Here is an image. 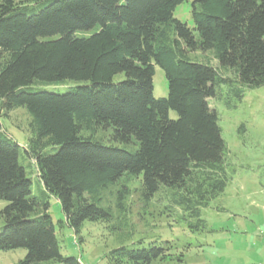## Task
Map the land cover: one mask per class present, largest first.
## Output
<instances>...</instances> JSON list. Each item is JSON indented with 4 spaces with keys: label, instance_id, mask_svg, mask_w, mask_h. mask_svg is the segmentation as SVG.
Listing matches in <instances>:
<instances>
[{
    "label": "trees",
    "instance_id": "16d2710c",
    "mask_svg": "<svg viewBox=\"0 0 264 264\" xmlns=\"http://www.w3.org/2000/svg\"><path fill=\"white\" fill-rule=\"evenodd\" d=\"M184 1L0 0V113L26 110L22 150L42 185L32 192L21 147L0 122V251L24 249L17 264H82L61 254L48 200L77 236L85 221H111L101 194L125 176L140 178L144 203L162 192L192 232L205 227L203 211L230 180L208 101H240L244 88L264 86V0H193L192 28L173 17ZM194 52L217 66L191 59ZM156 66L165 98L153 96ZM68 81L65 92L32 87ZM124 195L117 192V208ZM169 243L138 241L106 258L187 264Z\"/></svg>",
    "mask_w": 264,
    "mask_h": 264
},
{
    "label": "rangeland",
    "instance_id": "374dc122",
    "mask_svg": "<svg viewBox=\"0 0 264 264\" xmlns=\"http://www.w3.org/2000/svg\"><path fill=\"white\" fill-rule=\"evenodd\" d=\"M192 1L185 0L173 13L175 19L190 28L193 26ZM189 57L217 66L210 53L194 52ZM122 79L123 75L114 77L115 82ZM73 84L68 81L32 87L65 92ZM152 86L155 98L167 96L164 72L157 66ZM233 95L228 100L208 101L218 115L230 180L224 192L203 211V229L192 232L181 209L170 206L162 192L144 203L140 198V178L125 176L101 194L102 206L112 210L111 221H85L77 236L64 223L59 202L49 198L48 213L55 225L61 254L75 257L82 264H111L106 256L120 246L131 247L138 241H143L144 245L169 241L172 253L185 251L187 264H264V86L244 88L240 101ZM169 117L175 119V112L169 111ZM0 122L21 147L20 162L31 180L32 192L38 194L42 185L36 167L22 150L30 136L26 110L16 108L6 117L0 113ZM97 136L107 142L106 133L99 132ZM119 191L125 192V197L117 208ZM4 206L5 202L0 200V210ZM25 255L24 249L0 251V264H17ZM173 262L174 259L168 258L155 264Z\"/></svg>",
    "mask_w": 264,
    "mask_h": 264
}]
</instances>
